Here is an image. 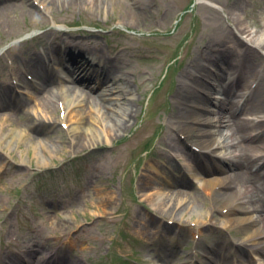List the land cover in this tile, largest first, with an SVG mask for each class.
Returning a JSON list of instances; mask_svg holds the SVG:
<instances>
[{"label":"rangeland","instance_id":"obj_1","mask_svg":"<svg viewBox=\"0 0 264 264\" xmlns=\"http://www.w3.org/2000/svg\"><path fill=\"white\" fill-rule=\"evenodd\" d=\"M33 1L38 4L36 14L24 13L32 0H6L0 5L9 7L14 21L9 26L12 34L0 26V80L11 84L20 97L18 109L11 105L0 108V264H12L11 259L22 251L25 262L19 259V264H204L202 259L205 264H264L258 247L244 248L234 259L229 256L228 250L234 249L229 243L241 241L246 234L230 227L232 215L221 208V199L199 193L202 202L195 209L183 200L178 206L186 207L185 211L174 221L159 217L136 197L138 180L148 174L150 165L157 170L149 173L155 183L163 182L161 170L167 171L163 163L186 169L181 156L157 158V150H167V143L177 138L169 118L178 106L174 99L181 93L185 74L192 76L193 67L203 61L207 44L235 43L238 20L253 30L263 28L264 0H246L243 9L235 12L233 0H151L144 9L126 0L137 15L133 26L121 23L126 15L124 3L101 0L96 9L90 6L91 0H79L71 8L51 9L39 5L41 0ZM208 2L225 7L227 14ZM54 32L62 38L98 42L111 71L110 81L96 89L78 80L72 84L96 96L117 82L118 91L105 103L113 108L115 117L126 108L133 111L124 132L109 138L97 132L99 144L82 151L73 146L63 99H54L53 107L45 111L36 98L40 94L31 86L19 85L16 74L18 59L50 46L47 36ZM60 45L56 50L68 58L69 50ZM10 52L18 54V59L6 56ZM85 53L90 60L91 54ZM54 58L58 60L50 64L52 71L64 77L70 63L60 55ZM226 73L229 75L221 81L209 79L215 89L209 98H224L216 89L230 81L231 69ZM123 77L129 82L128 91ZM74 94L73 102L80 99L78 89ZM74 107L78 109L76 102ZM223 112L226 119L228 110ZM27 115L40 129L35 140L29 139L34 130L23 124ZM89 115L83 114L82 120L88 123L80 129L96 128ZM72 125L76 132L81 131L76 122ZM196 134L193 130L192 135ZM193 150L199 152V148ZM219 164L228 166L223 160ZM197 172L203 178L212 176ZM213 176L224 180L227 172ZM190 182L192 188L202 183L193 177ZM225 182L235 189L231 179ZM105 199L110 200L106 203ZM258 221L264 229V220ZM260 223L257 226L262 227ZM214 244L221 246L212 255L214 261L203 258L207 246Z\"/></svg>","mask_w":264,"mask_h":264},{"label":"bare ground","instance_id":"obj_2","mask_svg":"<svg viewBox=\"0 0 264 264\" xmlns=\"http://www.w3.org/2000/svg\"><path fill=\"white\" fill-rule=\"evenodd\" d=\"M5 1L0 0V5ZM78 1L41 0L39 5L51 9L55 7L71 8ZM112 1L119 4L126 2V0ZM132 2L133 4H139L144 9L151 3V0H133ZM245 2L246 0H233L231 4L233 12L238 9L242 10ZM89 4L92 8L98 9L102 2L101 0H91ZM124 4H126L124 10L126 15L122 18L121 23L133 26L137 22V15L129 8L130 5ZM29 5V9L24 7L25 14L37 11L38 4L36 5L33 0ZM207 5L223 10L224 15L227 14L225 7L219 4L215 5L208 2ZM2 6L0 7V26H3L2 29L6 28V32L9 34H12L10 32L13 29L9 26H12L14 21L10 18V9L9 7L2 8ZM168 9L169 7H167V11ZM234 31H236L233 34L235 43H232V46L223 41L207 44L204 49L203 61H200L199 65L196 63L197 68L193 67L192 76L187 77V74H185V81L180 86L181 93L177 94L174 99L178 106L169 118V125L176 133L177 138L175 140L171 139L167 143V150H157L159 154L157 158L159 159L170 158L172 154L178 155V157L181 156L186 162V169L190 174L177 165L172 167L171 164L165 165L163 163V167L167 169V171L161 170L163 182L158 181L155 183L149 173L151 170L154 173L157 170L153 165H150L148 174H144L138 180L136 195L139 202L152 208L159 217L174 218V221L177 220V216L182 215L185 211L186 207L180 209L178 206L183 200H187L195 209L200 201L202 202L199 193L221 199V208H225L232 215L229 219L230 227L242 229L245 232L244 235L246 234L241 241L229 243L234 249L228 250V253L229 256L233 257L236 256L237 252L242 253L244 248L248 250L247 247H258L264 255L263 222L258 221L259 219L264 220V55L259 53V50L264 52V28L253 30V28L238 20V26ZM47 39L50 46L45 44L47 45L45 49L48 50L51 58H40L37 53H32L27 59L23 60L18 59V56H16L18 54L14 55L13 52L6 55L10 56L9 58L19 60L20 70H16V74H18L17 77L20 82L23 85L31 86L36 94H40L36 98H40L45 111H49L53 107L54 99L56 101L63 99L68 112L65 120L68 124H71L69 126H71L73 132L72 143L78 151L98 145L99 137L95 135L97 132L102 134L104 138L124 132L128 127L133 111L126 108L123 114L115 117L117 114L112 113L113 108L105 103V101L111 99L110 96L118 91L117 88L119 89V87L114 86L117 82L112 83L111 86H105L101 91H98L96 96H92L72 84L73 81L78 80L85 83V87L92 89L95 87L96 89L106 81H110L111 71L106 63L101 45L92 39L76 40L58 37L55 32L50 33ZM56 39L60 41L56 42ZM60 44H63L66 50H69L67 61L71 66L64 77L52 73L48 69L50 63L58 60L54 58L53 54L55 53L51 49L62 46ZM85 52L89 53L88 55L91 54L90 60L84 57ZM202 62L204 63L201 64ZM226 69H231V79L226 86H219L216 89L217 93L223 95L224 98H209L210 93H215L209 79L213 78L214 81H221L223 76L229 75V73H226ZM24 74L31 76L30 81L25 79ZM120 79L123 80L125 90L128 91L129 82L125 77ZM249 81L251 82L250 85H248ZM260 81L261 83H259ZM66 82L69 84H66ZM252 84L256 85L251 87ZM12 87L8 82L0 80V108L10 105L15 109L20 107V97ZM75 89H78L80 98H76L75 101L77 110L74 107L75 102L72 101ZM241 92L244 93L242 95L237 94ZM232 93L233 96H231ZM223 110H228L230 118L227 120L223 119ZM1 113L0 116H2ZM84 113H90V122L97 124L94 130L90 127L80 129V125H87L88 123V121L82 120ZM91 115H95V118ZM73 122H76L77 129L81 131L76 132V127H72ZM23 124L26 129L34 130L31 131L33 136L29 139L35 140L40 129L34 126L35 122L32 116H25ZM193 130L197 133L194 136L192 135ZM224 137H228L230 140L225 149L224 162L228 165L227 167L224 164H219L221 157L218 156L221 148L220 144L225 140ZM192 139H195V141H192ZM234 139L237 141H233ZM195 147L199 148V152L193 150ZM167 153L171 154L167 156ZM206 156L211 157V159H203ZM227 168H230L232 172L229 175L228 171L230 170H227ZM197 170L212 176L209 178L200 177ZM215 172H219V174L227 172V176L222 180L218 176H213ZM191 173L195 180L202 181L200 186L192 188ZM227 179L233 181L235 189L232 190L230 184H225ZM108 200L110 199H105V202L108 203ZM250 202H255V207L250 205ZM256 204L258 205L257 208ZM258 223L262 227L257 226ZM143 227H145V224ZM146 229L145 232L149 234L150 230ZM156 233L161 237L162 232L160 230H157ZM219 247L221 246H218V244L207 246V252L202 257L214 261L212 255L217 254ZM17 256L11 259L12 264H19L17 261L19 259L25 262V257H22L19 253H17ZM233 257L232 259H234ZM232 259L229 260L232 261ZM202 261L204 264L206 263L203 259ZM222 264L228 263L225 261Z\"/></svg>","mask_w":264,"mask_h":264}]
</instances>
